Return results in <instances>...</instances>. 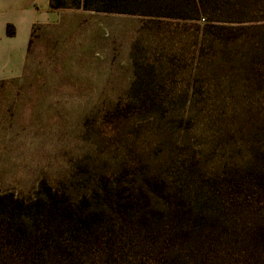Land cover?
<instances>
[{
	"label": "rangeland",
	"instance_id": "374dc122",
	"mask_svg": "<svg viewBox=\"0 0 264 264\" xmlns=\"http://www.w3.org/2000/svg\"><path fill=\"white\" fill-rule=\"evenodd\" d=\"M61 1L32 28L23 68H0V190L26 195L45 179L86 192L135 171L133 187L148 173L172 190L228 178L232 89L220 49L200 51L189 21ZM145 92L164 105H137Z\"/></svg>",
	"mask_w": 264,
	"mask_h": 264
},
{
	"label": "trees",
	"instance_id": "16d2710c",
	"mask_svg": "<svg viewBox=\"0 0 264 264\" xmlns=\"http://www.w3.org/2000/svg\"><path fill=\"white\" fill-rule=\"evenodd\" d=\"M63 4L51 0L52 8ZM74 5L189 21L200 51L220 49L226 61L220 53L218 65L229 64L231 77L233 167L221 181L179 190L148 173L149 184L133 187L138 171L86 192L45 179L26 195L0 190V264H264V0ZM15 33L9 23L7 34ZM136 99L146 110L165 103L146 92Z\"/></svg>",
	"mask_w": 264,
	"mask_h": 264
},
{
	"label": "crops",
	"instance_id": "0c3cea01",
	"mask_svg": "<svg viewBox=\"0 0 264 264\" xmlns=\"http://www.w3.org/2000/svg\"><path fill=\"white\" fill-rule=\"evenodd\" d=\"M51 0H0V68H23L32 28L52 19ZM15 25L14 36L7 25Z\"/></svg>",
	"mask_w": 264,
	"mask_h": 264
}]
</instances>
